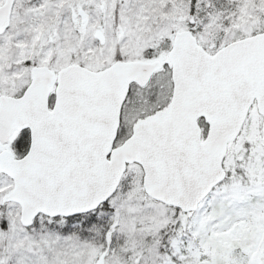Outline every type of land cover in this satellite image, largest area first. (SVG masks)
<instances>
[{"label":"snow or ice","instance_id":"6c2138e0","mask_svg":"<svg viewBox=\"0 0 264 264\" xmlns=\"http://www.w3.org/2000/svg\"><path fill=\"white\" fill-rule=\"evenodd\" d=\"M0 264H264V0H0Z\"/></svg>","mask_w":264,"mask_h":264}]
</instances>
